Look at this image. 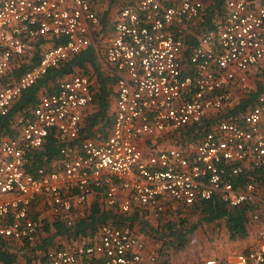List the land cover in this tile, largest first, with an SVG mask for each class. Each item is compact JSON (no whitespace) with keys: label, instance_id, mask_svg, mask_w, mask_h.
<instances>
[{"label":"built area","instance_id":"obj_1","mask_svg":"<svg viewBox=\"0 0 264 264\" xmlns=\"http://www.w3.org/2000/svg\"><path fill=\"white\" fill-rule=\"evenodd\" d=\"M105 2L0 0V81H7L0 86V119L50 70L95 46ZM113 6L104 50L106 70L116 78L111 131L101 142L81 135L95 101L90 76L75 72L39 95L31 115L18 117L15 136L0 140V194L14 196L0 201V237L34 244L42 222L32 205L42 195L53 220L68 228L88 218L99 196L109 210L138 208L157 220L217 200L248 209L257 242L236 256L196 264H264V95L225 117L233 91L249 92L252 68L264 67V0H228L192 49L205 0ZM209 120L208 131L180 137ZM49 141L60 166H34ZM99 232L89 245L47 251L48 263L165 264L156 254L145 258L131 223H105Z\"/></svg>","mask_w":264,"mask_h":264},{"label":"trees","instance_id":"obj_2","mask_svg":"<svg viewBox=\"0 0 264 264\" xmlns=\"http://www.w3.org/2000/svg\"><path fill=\"white\" fill-rule=\"evenodd\" d=\"M115 0H112V4L106 6L105 16L102 18L103 25H109V13L113 9V3ZM227 0H216V5L211 9H206L204 11V16L202 19L196 23L194 30L196 32L194 35H191L190 49L197 43L198 37L202 34L203 31H206L212 26L213 16L215 14L221 13L223 15V9L226 7ZM112 6V9H111ZM210 14V16H209ZM217 16V15H216ZM107 21V23H106ZM211 24V25H210ZM199 28V30H198ZM105 29L103 28L104 33ZM40 60V51H36L34 57L30 62L37 64ZM27 67L23 66V69L16 70L14 72L15 76H18L26 70ZM78 72L83 75H88L93 79V90L95 92V101L91 105L93 108V113L90 115L88 123L83 127L81 131L82 137L91 138L96 135L107 134L111 130V124L113 123V114L111 113L110 108V98L114 95V87H116V78L109 73L106 69H102L98 63V54L93 47H89L87 50L83 51L81 54L70 58L68 61L60 65L58 68L50 70L47 76H45L37 85L33 86L29 90L23 93L18 101H16L12 109L4 118L0 119V137L4 136H15L18 117H28L31 115L32 109L38 104V98L41 94H46L53 92L54 88L57 86L58 82L66 79L69 75ZM264 78V71L262 74ZM7 81L4 79L0 81V86H4ZM247 94V102L249 104H255L259 96L264 95V80H260L257 84V90L254 92H249ZM245 102L241 104V107H244ZM253 104V105H254ZM232 110V109H231ZM242 111V110H241ZM232 112V111H231ZM240 112V111H239ZM235 113H229L228 115H234ZM214 121V120H213ZM211 121H206L203 125L193 126L184 134H181L180 137H190L193 138L196 136V133L199 130L208 131ZM49 150V154L47 153ZM58 156L57 145L55 142L49 141L45 147L38 151L34 156V166H48L51 157L50 155ZM110 211V212H109ZM103 211L100 215L94 213L88 220L85 219L84 223H81L79 230H85L86 228L92 227L94 229L97 226L102 224H113L121 225L120 221L116 220V215L112 212L114 211ZM197 211L204 216L208 223H213L215 221H226V227L230 233V236L233 240H244L248 238L249 231L251 229L250 222V212L247 208H230L227 205L214 200L210 202H204L196 205L195 207L189 208L188 210L174 211L166 218L160 220L158 228L145 229V232L159 244L158 253L160 256L170 254L165 253L164 250L171 249L173 245L178 249L184 246L185 240L188 237V232L184 230V222L188 217V212ZM131 213L124 214L125 219L121 223H131ZM177 219H181V222L178 223ZM78 227V226H77ZM76 227V228H77ZM72 229V228H71ZM194 229V228H192ZM57 235L73 234L71 230L63 226L56 227ZM194 231V230H192ZM81 233V232H80ZM7 239L0 237V241H5ZM175 241L174 242H171ZM2 244V243H1ZM0 244V246H2ZM44 247V246H42ZM8 264V263H5ZM167 264V263H165Z\"/></svg>","mask_w":264,"mask_h":264},{"label":"crops","instance_id":"obj_3","mask_svg":"<svg viewBox=\"0 0 264 264\" xmlns=\"http://www.w3.org/2000/svg\"><path fill=\"white\" fill-rule=\"evenodd\" d=\"M108 1L109 0H107L105 2L104 6H103V10L102 9L100 10V15L102 18L105 16L104 11H105L106 5L108 6V5L112 4V3H110V1L109 2ZM214 5H216V0H205L204 9L205 10L211 9L214 7ZM115 10L116 9L113 8L112 11L109 13V15H110L109 16V23H108L109 27L110 26L113 27L111 24V20L113 18L112 16L114 15ZM211 15L213 17L212 18L213 22L220 20L222 17L221 13L215 14L214 16L212 13ZM209 16H210V14H209ZM112 23H113V20H112ZM198 30H199V28H198ZM193 32L195 33L196 30L193 29ZM112 34H113V32H111V29H110L109 36L112 37ZM92 47L94 49H96V46H92ZM96 52H97L98 57H99V53H98L97 49H96ZM104 62H105V56H104ZM263 71H264V67L252 68L251 79H250L251 92H253V91L255 92L257 90L258 82L260 80H264V78L262 77ZM233 96H234L233 97L234 101L232 103V108H231L232 110L229 109L226 112L227 115L225 114V117H227L229 113H235V112H239L241 110H243V111L249 110V108H251L254 104V103L249 104L246 101L247 100V94L238 90V89H235L233 91ZM245 101H246V103H245L244 107H241V104ZM93 108L94 107L90 106L88 109L85 110L84 122L82 125V129H83V127H85L87 125L89 117L93 113ZM110 108H111V113L113 114V117H114V114L116 111V87H114V95L111 96V98H110ZM111 126H112V124H111ZM110 131L108 132V135H109ZM99 134L100 135L93 136L90 139L101 142V141L105 140V138H107V136H108L107 134H104V133L103 134L99 133ZM9 137H11V136L0 137V140L7 139ZM167 144H169V142ZM146 145H147V143L143 144L144 149H146L145 148ZM46 154H49V150H47ZM50 157H51V161H50L48 166L51 168H58L61 164L60 158L58 156H56V154L50 155ZM34 164H35V162H34ZM244 181L246 182L247 179L245 178ZM13 197H14L13 195L0 194V201L11 199ZM47 200H48V198L44 197L43 195L37 196L33 202V205H32L33 211L36 215V218L42 222V230L40 231L36 242L34 244H28L26 242L8 240L7 238H6L7 240H5V241H0V244L2 243L1 244L2 246H0V262H2L4 264L5 263H8V264H49L48 260L46 258V253L49 250H58V249L69 250V249L75 248L77 246L89 245V244L98 240L99 234H100V232H99L100 231V225L97 226L96 229L89 227V228H86L85 230L80 229V231H78L80 224L85 222V220H82L84 222H82V221L79 222L74 228H72V229L68 228L64 224H61L60 222L53 220V218L51 216V212L48 210ZM106 210L109 211V209H107L105 207V205L103 204V198L101 196L95 197L92 201L91 212H90V214L86 220H88L94 213H97L100 215L101 213H103V211H106ZM111 211H114V212H112L114 214H118V215H116V220L120 221L121 225H124L125 223H121V222H122V220L125 219V216H122L124 214H122L120 212L119 208H114ZM130 216H131L130 220L132 221L133 228L136 230L139 237L142 239V241L146 245V249L144 251L145 258L147 259V257H149L150 255L156 254L160 258L161 262L167 263L165 261L166 258L165 257L161 258V256L158 253V249L160 246L157 243V241L152 239L145 232L146 228L147 229L158 228L160 220H157V219L151 217L150 215L146 214L145 212L141 211L138 208H135L131 212ZM57 226H63L65 228H68L71 230V233H73V234L65 233L64 235H57L56 234L57 233V231H56ZM250 232H251V229L249 231L248 237L250 236ZM245 240H247V239H244V241ZM256 242H257V239L254 241V243L250 247L248 245L249 248L247 246H245L246 249H244L243 251L249 250L251 247L256 245ZM42 246H44V247H42ZM232 253L233 254L229 255L227 258H230L232 256H236L237 254H239V253L236 254L235 252H232ZM240 253H242V252H240ZM185 262H188V261H185Z\"/></svg>","mask_w":264,"mask_h":264},{"label":"rangeland","instance_id":"obj_4","mask_svg":"<svg viewBox=\"0 0 264 264\" xmlns=\"http://www.w3.org/2000/svg\"><path fill=\"white\" fill-rule=\"evenodd\" d=\"M115 12L116 11H114V14ZM103 27L105 31L99 37L101 39L97 40L95 46L99 53V66L102 69H106L103 54L107 43L111 38L109 36V32L110 29L112 32V27H109V25L107 26V24H104ZM176 221L180 223L181 219H177ZM183 226H185L184 230L189 233L188 237L186 238L184 246L182 248L178 249L177 247L171 245V249L164 250L165 252L170 251V254L161 256V258H166L165 261L167 262V264H196L210 258L226 259L229 255L233 254L232 252H235L236 254L245 252L243 251L244 249H246L245 246L248 247L249 245L250 247L257 239V227H255L254 224H250L251 232L247 240L235 241L230 236V233L226 227V221L220 220L213 223H208L204 216L197 211L188 212V217L186 218ZM172 242L175 243V241Z\"/></svg>","mask_w":264,"mask_h":264}]
</instances>
